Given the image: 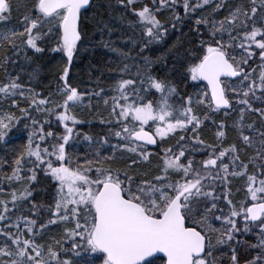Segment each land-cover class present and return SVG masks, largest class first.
Wrapping results in <instances>:
<instances>
[{
    "label": "snow or ice",
    "instance_id": "6c2138e0",
    "mask_svg": "<svg viewBox=\"0 0 264 264\" xmlns=\"http://www.w3.org/2000/svg\"><path fill=\"white\" fill-rule=\"evenodd\" d=\"M115 5L122 9L121 21L141 33L133 42L142 64L137 65L136 79L122 76L117 81L118 95L111 98L108 118L100 119L101 124L115 122L116 128L95 141L84 135L94 148L83 160L71 143L81 135L76 126L86 122L75 114L84 94L72 82L71 69L84 48L85 21L95 0H32L21 28L0 30V68L5 69L0 98L20 112L17 116L0 111V145L7 149L13 130H28L31 121L26 143L11 162L0 157V169H9L0 171V264H241L242 243L250 253L245 264H264V0H241L222 19L216 13L226 0H151L150 5L115 0ZM206 6L211 7L209 15H196ZM107 7H114L111 0ZM12 12V0H0V25ZM129 12L133 19L126 15ZM164 12L171 15L162 21L158 14ZM186 20L192 21L189 31L198 43L187 49L193 59L181 78L194 91L181 96L170 76L153 74V65L166 64L167 57L152 59L147 53ZM112 51L130 58L128 52ZM46 52L61 54L60 101L32 87L25 89L20 74L7 71L21 56L25 63H34ZM120 71L127 73L128 65ZM171 71H176L175 65ZM28 75L29 83L39 81V67ZM153 90L158 99L152 98ZM17 96L29 106L21 107ZM173 97L178 102L173 103ZM199 106L203 110L198 112ZM32 111L46 117L38 120ZM233 111L239 113L232 125L234 141L222 146L224 122L217 125L214 144L200 138L205 121L216 123L212 114L228 116ZM53 119L62 133L52 130ZM169 138L177 139L178 151L165 146ZM189 138L192 150L204 151L206 158L195 161L186 154L180 142ZM125 152L132 155L125 157ZM153 157L156 171H142L151 167ZM250 166L256 171L250 173ZM37 169L50 178L54 189L47 222L39 224L45 205L30 200ZM229 177L246 178L245 199L239 203L230 193L217 192L221 185L227 187ZM25 201L31 204L26 209L31 217L17 214ZM57 223L64 226L60 238L47 246L39 243L37 236ZM247 235L255 241L239 239Z\"/></svg>",
    "mask_w": 264,
    "mask_h": 264
},
{
    "label": "trees",
    "instance_id": "16d2710c",
    "mask_svg": "<svg viewBox=\"0 0 264 264\" xmlns=\"http://www.w3.org/2000/svg\"><path fill=\"white\" fill-rule=\"evenodd\" d=\"M110 0H95L96 7L88 13V19L85 21V39L83 41L84 48L78 55V58L74 59L73 67L71 69L72 82L79 86V91L84 94L83 104L75 109V114L79 119L86 121L84 124L76 126V130L81 133L80 136L74 137V141L71 142L74 144L73 150L75 153L83 160L86 155H89L94 148L93 145H89L88 141L83 139L84 135H90L95 140L100 139L101 137L109 135V128H116L115 122L109 125L107 123L101 124L100 119H107L108 113L111 110L112 97L118 95L115 92V85L117 81L123 76L124 78H133L136 79V70L137 65L142 64L138 56L139 46L133 41H138L140 39L141 33L138 29L134 30L129 28L127 21H121L120 16L122 9L119 6L115 5V0H111L113 4L112 9H108L107 5ZM241 2V0H226V6L223 7L218 13H216L217 18L222 19L225 15L228 14L231 7L235 4ZM246 3V0H244ZM13 3V12L10 19L4 25H0V30L11 29V28H21L20 21L23 18V14L26 12L27 7H30L32 0H12ZM141 3L151 4V0H141ZM214 6V5H213ZM139 7V5H138ZM183 11L180 9V12ZM202 11L203 15H209L211 11L210 6H206L204 10H198L196 15H200ZM183 14V13H181ZM129 19L131 13H126ZM170 13L164 12L158 14L159 18L162 21L168 20L170 18ZM103 21V24H101ZM192 23L191 20H186L183 27L180 29H170V34L166 38L165 42H162L159 45L152 46V51H149L147 54L155 59L157 56L164 55L167 57L166 64H155L152 67L154 75L165 76L168 75L174 83L178 85V91L181 96L186 94H192L194 89L192 87H185L184 83H181V78L184 75H187L186 69L189 63L192 61L193 57L188 55L187 49L192 47L194 42L198 43L196 34L189 31V25ZM109 29L111 32L109 34ZM227 39V35H225ZM107 45V46H105ZM172 53H169V48H173ZM112 48L119 49L121 52L130 53V58H123L117 52L112 51ZM231 51V50H230ZM239 51V50H237ZM61 61V54L46 52L43 54L38 61L34 63H25L23 57L21 56L16 65L9 66L7 71L13 75L20 74L22 82L24 83L25 89L32 87L36 92L40 93L42 96H50L53 101H60L61 97L57 94V84L60 83L57 78L58 65ZM128 65V72L123 73L120 69L123 68L124 64ZM175 65L176 71L172 72L171 69ZM21 66L23 71H21ZM39 67L40 69V79L29 83V75L33 67ZM5 69L0 68V81L5 79ZM190 85V81L186 82ZM201 87L204 86L201 84ZM103 89V91H100ZM93 91L99 92L98 96L92 95ZM232 95L231 93H229ZM131 98V94H130ZM152 98L158 99L159 94L155 93L153 90ZM175 98L173 103L178 102V97ZM17 101L21 107H28L29 102L23 98L17 96ZM107 101V104L105 103ZM203 106L197 107V111H202ZM0 111L3 112H13L17 116L20 115V112L16 108L11 107L10 101H5L0 98ZM213 119L216 121L215 124L211 120L205 121L204 125L201 126L199 130V136L206 143L214 144L216 141L215 132L217 131V125L221 122H224L226 125V139L222 146L226 147L230 142L236 139V131L232 127L234 121L239 118L238 111H233L228 116H224L223 112L214 113ZM32 117L43 120L46 117V114L43 112L32 111ZM29 124L28 130H23L16 132L13 130L12 142L7 145V149L4 145H0V157H4L6 160L11 162L13 157L19 152L26 143L27 132L31 130V121H27ZM90 122V123H89ZM58 122H55L53 119L52 130L57 134L63 132L62 127H57ZM23 124V122H22ZM22 127V125H21ZM49 126L45 125L47 129ZM191 136V133L188 134ZM19 137V138H17ZM110 139L113 143H116V138L111 136ZM174 145L172 146L177 151L179 150L180 145L177 144V139H173ZM123 143V142H121ZM181 145L185 146L186 154H190V158L195 161H199L203 158H206V153L204 151H193L188 149H193L194 145L191 139H186L185 141L180 142ZM165 146H170V140L165 143ZM192 147V148H191ZM202 147V146H199ZM107 152V146L104 149ZM191 153H190V152ZM131 156L132 154L125 152ZM202 155L201 159L194 158L195 155ZM117 155H121L120 152H117ZM157 163V158H152V165L150 168L145 166L141 170H148L150 172H155V165ZM8 166L5 165L0 171H8ZM256 169L249 167V172H254ZM38 177L37 183L32 185L34 189L33 196L30 200L38 203L44 204L45 208H42L39 213L40 219H38V224L43 220L47 222L49 212L46 210L47 206L51 205L53 202L54 189L51 185L50 178L44 177L43 173L37 169ZM138 178H140L138 176ZM230 183L228 187L221 185L217 192L218 194L221 191L230 193V198L234 203H239L245 199V177H229ZM217 184L220 182L217 181ZM4 191H8V186L3 185ZM31 204L27 201L24 202V209L21 210L18 215L23 214L25 216L31 217V213L26 209L30 208ZM217 227H219L218 222H214ZM2 227V225H0ZM63 224L57 223L55 225H49L45 231L37 236V241L41 244L47 246L48 244L53 243L54 239H59L63 232ZM239 239L247 241L249 244L255 241V236L247 235L240 236ZM242 247V248H241ZM238 254L241 256V264H245V257L250 253H247L245 249L247 244L241 245ZM67 258H72L71 253L67 254ZM225 261L227 256L224 257Z\"/></svg>",
    "mask_w": 264,
    "mask_h": 264
},
{
    "label": "rangeland",
    "instance_id": "374dc122",
    "mask_svg": "<svg viewBox=\"0 0 264 264\" xmlns=\"http://www.w3.org/2000/svg\"><path fill=\"white\" fill-rule=\"evenodd\" d=\"M181 13H183V11H181ZM174 101H175V98H172V102H174ZM171 139H172V138H169V139L166 140V141H169V140H171ZM173 145H174V142H173V140H171V141H170V146L172 147ZM202 155H203V154H201V155H199V156H198V155H195L194 158H197V159L199 160V159H201ZM124 156L126 157V155H124ZM128 156H129V155L127 154V157H128ZM227 187H228V186H227ZM221 203H223V201H221Z\"/></svg>",
    "mask_w": 264,
    "mask_h": 264
},
{
    "label": "water",
    "instance_id": "95a60500",
    "mask_svg": "<svg viewBox=\"0 0 264 264\" xmlns=\"http://www.w3.org/2000/svg\"><path fill=\"white\" fill-rule=\"evenodd\" d=\"M204 85H205V83L204 82H202ZM150 149H152V146H148Z\"/></svg>",
    "mask_w": 264,
    "mask_h": 264
},
{
    "label": "bare ground",
    "instance_id": "6f19581e",
    "mask_svg": "<svg viewBox=\"0 0 264 264\" xmlns=\"http://www.w3.org/2000/svg\"><path fill=\"white\" fill-rule=\"evenodd\" d=\"M242 248V247H241ZM225 257V256H224Z\"/></svg>",
    "mask_w": 264,
    "mask_h": 264
},
{
    "label": "flooded vegetation",
    "instance_id": "af4514ba",
    "mask_svg": "<svg viewBox=\"0 0 264 264\" xmlns=\"http://www.w3.org/2000/svg\"><path fill=\"white\" fill-rule=\"evenodd\" d=\"M154 130V129H153Z\"/></svg>",
    "mask_w": 264,
    "mask_h": 264
}]
</instances>
